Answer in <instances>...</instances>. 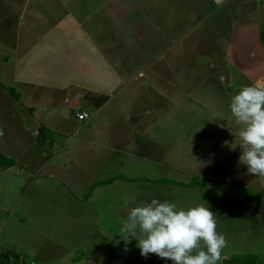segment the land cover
Returning a JSON list of instances; mask_svg holds the SVG:
<instances>
[{
  "label": "crops",
  "instance_id": "crops-1",
  "mask_svg": "<svg viewBox=\"0 0 264 264\" xmlns=\"http://www.w3.org/2000/svg\"><path fill=\"white\" fill-rule=\"evenodd\" d=\"M81 1L75 0L74 5L80 7ZM124 1L122 19L128 22L111 25L120 28L123 35L120 46L116 45L115 38L109 39V46L105 48L92 44L97 59L109 63V73L103 72L95 63L91 44L85 50L75 43L87 35L83 20L74 18L70 10L67 11L66 7L71 5L68 0L61 2L65 11L61 20L56 25L43 27L38 38L30 35L29 27L22 35L23 47L19 46V36L10 43L4 42L6 33L0 34L3 42L0 71L14 85L23 84L32 90L47 88L50 84L60 91L75 86L72 90L79 93L80 102L71 111L79 108L90 113L89 119L80 121L82 127L88 126L89 121L93 127H97L101 120L109 123L114 136L112 149L128 156L134 154L141 161L171 166L187 172L186 175L205 177L204 180H224L233 169L247 174L246 167L237 163L239 148L230 152L222 145L233 139L229 133L232 127L226 123L230 97L244 86H264V46L259 40L254 13L251 19L231 25L223 51L216 49L217 45L211 39L215 36H210L211 49L205 64L181 65L182 55H189L193 50L191 43H186L183 49L176 47L175 40L181 37L202 40L205 32L196 27L208 21L203 27L210 31L211 21L219 8L215 4L224 2L240 13L245 6H257L262 0H221L218 3L213 0ZM108 16L113 21L117 17L110 10ZM63 37L65 40L61 42ZM234 38L244 40L236 43ZM167 52L171 55L168 56ZM152 57H156L159 64L153 66ZM199 70L202 76L196 79ZM131 84L135 86L134 90L128 89ZM5 86L8 85L0 81V90ZM180 86L185 87L182 92ZM125 90H131L130 93L126 91L132 99L129 105L123 104L119 98ZM101 96H107V99L96 104ZM14 99L19 101L18 97L14 96ZM2 104L0 102V154L13 160V164L8 167L0 165V203L12 207L19 200L10 204L12 191H24L34 177L30 176L26 183L23 178L25 170L32 162L35 163L34 171L36 167L40 169L41 163L36 159L35 123L31 129L27 119L25 126L20 115L23 110L5 109ZM125 112L128 114L124 125L119 118ZM96 116L98 119L94 121ZM42 127L45 135L52 129L47 122ZM27 153H30L28 158ZM247 176L245 179L249 181L254 179L251 174ZM12 211L13 208L8 213ZM0 229L4 230L1 224ZM15 249L10 247L0 251L19 253Z\"/></svg>",
  "mask_w": 264,
  "mask_h": 264
},
{
  "label": "rangeland",
  "instance_id": "rangeland-1",
  "mask_svg": "<svg viewBox=\"0 0 264 264\" xmlns=\"http://www.w3.org/2000/svg\"><path fill=\"white\" fill-rule=\"evenodd\" d=\"M62 1L64 0H0V34L7 35L4 42L13 43L19 36V46L23 47L22 35L29 27L30 35L38 38L43 27L47 24L56 25L63 17L65 11L61 6ZM74 1L68 0L71 5L66 7L67 11L70 10L74 18L83 20L87 35L75 43L85 50L88 49V44L105 48L106 45L109 46V39L112 41L111 38H115L116 45L120 46L123 40L120 28H113L111 25L128 22L127 19H122L124 0H82L80 7H76ZM215 6L219 8L211 21L213 26L210 31L203 27L208 21L201 27H196L202 28L206 37L199 41L191 37L175 40L176 47L183 49L186 43H191L193 50L189 55H182L179 60L181 65L193 62L205 64L209 58L211 39L217 45L215 48L223 51L231 33V25L251 19L253 13L259 27V40L264 46V0L257 6H245L240 13L235 11L234 6H226L224 2ZM109 10L117 16L114 21L108 16ZM29 18L33 21H28ZM211 35L215 37L210 39ZM130 38L137 41L134 37ZM64 40L65 37L61 42ZM243 40L234 38L233 42L242 43ZM93 45L95 63L103 72L109 73V63H102L101 59H97ZM167 53L168 56L171 55L170 52ZM155 58L150 60L153 66L159 64ZM229 71L235 73L230 67ZM200 72L202 71L197 72L198 76L195 75L196 79L202 76ZM0 75V81L8 85L0 90V102L5 105L4 108L23 110L24 114L20 112L21 120L25 126L30 122L31 129L35 123L36 159L41 163L40 169L36 167L34 171L35 163L32 162L25 170L23 178L26 183L30 176L34 177L24 191L11 190L10 204L19 198L17 203L12 207H4L0 203V224L4 227V230L0 229V250L16 248L25 264H114L105 249L106 244H110L120 255L136 264H171L155 254H149L147 258L141 257L134 239L127 245V251L123 241L115 243L122 236L120 228L128 209L154 197L174 201L185 208L197 204L208 207L216 214L217 232L225 240L222 258L250 253L264 262V198L245 202L239 193L220 185L189 188L162 183L160 180L164 177L171 178V181L177 179L182 183L192 181L193 177L196 178L195 181L201 182L205 177L191 176V173L186 175L187 172L171 166L141 161L134 154L128 156L125 152L112 149L114 136L109 123L101 120L97 127H93L89 125V121L88 126L82 127L83 124L72 117L71 110L80 102L77 97L79 93L72 90L75 86L60 91L49 83L47 88L36 87L32 90L23 84L14 85L5 78L2 71ZM7 87L15 92L14 95H18L19 101L14 99ZM180 87L182 92L185 87ZM134 88L132 84L128 86V89ZM131 90H125L119 97L123 104H130L132 99L126 91L130 93ZM126 114L128 112L119 118L122 123L127 120ZM97 119L98 116L94 121ZM44 122L52 128L47 131V135L39 132ZM26 134L29 135V132ZM31 134L32 131L30 137ZM28 154L30 153H27L26 158L29 157ZM114 175L142 179H115L107 185L90 188L92 182L103 181ZM247 175L233 169L224 180H238L253 191L264 189V177L252 175L254 179L249 181L245 179ZM11 208L13 211L8 213Z\"/></svg>",
  "mask_w": 264,
  "mask_h": 264
},
{
  "label": "clouds",
  "instance_id": "clouds-1",
  "mask_svg": "<svg viewBox=\"0 0 264 264\" xmlns=\"http://www.w3.org/2000/svg\"><path fill=\"white\" fill-rule=\"evenodd\" d=\"M226 123L233 139L222 146L230 152L238 147L237 163L264 177V86H244L231 96ZM215 217L200 204L185 208L153 197L128 209L115 243L123 241L127 251L134 239L141 257L155 254L171 264H219L225 240Z\"/></svg>",
  "mask_w": 264,
  "mask_h": 264
},
{
  "label": "trees",
  "instance_id": "trees-1",
  "mask_svg": "<svg viewBox=\"0 0 264 264\" xmlns=\"http://www.w3.org/2000/svg\"><path fill=\"white\" fill-rule=\"evenodd\" d=\"M9 92H12V95L16 98L18 97L11 88H6ZM99 97V96H98ZM107 99V96H101L100 100L97 101L96 104H101ZM44 133L43 127L39 130V132ZM43 141V140H42ZM13 164V160L8 159L0 154V165L3 167H8ZM115 179H124L129 181L140 180L142 178H127L122 175H114L110 178L103 180V181H95L92 182L90 188L96 187L97 185H107ZM195 177H193L192 181L188 183H182L177 181H171L169 179L160 180L162 183L167 184H177L180 186H185L192 188L194 186H207V185H220L227 189L234 190L242 196L243 201L251 202L253 200L264 198V189L259 191H253L245 186H243L240 182L232 180V181H214V180H203L201 182L195 181ZM106 252L108 257L113 261L114 264H136L135 262L131 261L128 257L120 255L112 245L106 244L105 246ZM0 264H25L23 258L19 253H16L11 250L7 251H0ZM219 264H264L263 261H259L258 257L255 254L244 253V254H237L232 255L228 258H222Z\"/></svg>",
  "mask_w": 264,
  "mask_h": 264
},
{
  "label": "built area",
  "instance_id": "built-area-1",
  "mask_svg": "<svg viewBox=\"0 0 264 264\" xmlns=\"http://www.w3.org/2000/svg\"><path fill=\"white\" fill-rule=\"evenodd\" d=\"M72 115L78 121H84V120H87L90 118L89 112L82 110V109H79V108L74 109L72 111Z\"/></svg>",
  "mask_w": 264,
  "mask_h": 264
},
{
  "label": "water",
  "instance_id": "water-1",
  "mask_svg": "<svg viewBox=\"0 0 264 264\" xmlns=\"http://www.w3.org/2000/svg\"><path fill=\"white\" fill-rule=\"evenodd\" d=\"M215 3H218V2H220L221 0H213Z\"/></svg>",
  "mask_w": 264,
  "mask_h": 264
}]
</instances>
